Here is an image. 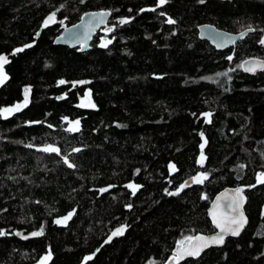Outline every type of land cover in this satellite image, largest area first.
Wrapping results in <instances>:
<instances>
[{
    "label": "trees",
    "instance_id": "16d2710c",
    "mask_svg": "<svg viewBox=\"0 0 264 264\" xmlns=\"http://www.w3.org/2000/svg\"><path fill=\"white\" fill-rule=\"evenodd\" d=\"M100 9L112 11L111 31L99 30L89 50L54 43ZM202 23L255 30L217 50L199 37ZM261 39L264 0H0V55L9 60L0 109L30 89L26 107L0 115V264H41L49 254L46 264H168L185 237L215 231L211 201L239 185L243 234L177 264H264V71L238 67L264 59ZM89 100L95 107L80 106ZM201 173L202 184L167 194Z\"/></svg>",
    "mask_w": 264,
    "mask_h": 264
},
{
    "label": "snow or ice",
    "instance_id": "6c2138e0",
    "mask_svg": "<svg viewBox=\"0 0 264 264\" xmlns=\"http://www.w3.org/2000/svg\"><path fill=\"white\" fill-rule=\"evenodd\" d=\"M168 2V0H159V5H164ZM200 3H204V0H200ZM108 13H99V14H93V18L94 20H96V22L99 23H104V17L107 16ZM56 22V13L53 12L50 16H48V18L44 21V27H48L50 23H55ZM169 24H173L175 23L174 20L169 19L167 21ZM62 23V21H61ZM92 21H89V26L91 25ZM120 23H127L126 20H121ZM255 29H253L251 26H249V28L247 29L248 32H252ZM108 31H111V29H108ZM108 43H111V40L107 41L105 44H102L101 47H105ZM260 43L262 45H264V39L260 40ZM32 45H25V47H31ZM24 51V48H17L15 50V52L13 53V55H15L16 53L22 52ZM229 60L232 59L231 56L228 57ZM9 63L8 57L5 55H0V85H2L7 79V75L5 73L4 70V66ZM249 63H251V66H246ZM238 67H241L244 69V71L246 72H255L257 70V68H260L262 70H264V62L261 61H254V62H248L245 61L244 64L242 65H238ZM229 71H234V69H230ZM219 75H223V76H228V72H224V73H218ZM60 84H65L66 82L64 80H61L59 82ZM83 83V82H82ZM30 92L29 88L25 89V98H24V103L23 104H18L16 106H14L13 108H3L0 109V115H4L5 118H7V116L12 115L14 112H19L23 107H26L28 104V93ZM81 107H95L94 104L91 103V101L89 100L88 104H81ZM206 116H210L211 113H206ZM79 125H80V121L77 120L74 122V126L70 129L71 131H79ZM51 127V125H50ZM201 135H203L201 133ZM206 143V141H205ZM28 147H32V145H28ZM201 156H200V161L199 163L201 164V166H203V161L206 159V157L204 156L203 153V148H204V144H201ZM41 151L44 152H52V153H57L59 154V149L56 147H53L52 145H46L44 148L40 149ZM74 152H78L80 151V149H73ZM66 164H68L69 167H73L74 165L68 163L67 158H65L64 161ZM170 169H172L173 171H176V167L175 165H169ZM241 168H243V165H241ZM208 179V175L206 173H201L195 177H192V183L194 184H202L205 180ZM258 183L260 184H264V173H261L260 176L258 177ZM189 184L187 181H185L184 183L180 184L179 187L173 192V191H168L166 189V192L168 195L172 196V195H178L180 193V191H182L184 188L188 187ZM129 188L132 189L133 194H135L137 188L139 187L138 185L135 184H129L128 185ZM108 189H101V191H107ZM243 191L244 189L242 188H237L234 190V193L228 197L227 199V203L225 205L227 212L221 214V218L217 219V213L215 211H213L212 215H213V219L216 222V226L220 229V232L217 233V235L212 236V237H204V236H188L185 237L184 240L179 242V247L177 248L176 254L173 257L174 260H181L184 259L185 257H198L201 252L209 247L210 245H220L224 243V238L226 235L231 234L233 236H237L240 234L241 230L243 229L245 223H246V218L244 217V213L241 210L242 205L244 203V196H243ZM206 198V197H205ZM219 199V198H218ZM216 208H219V204L215 205ZM71 213H69L68 216L64 217L63 220H57L56 223L60 224V223H65L70 217H71ZM124 231V228H118L115 232L112 233L113 236H117V235H122ZM43 232L42 230L40 232H34L32 233V236H40L42 235ZM5 235L4 232H0V236ZM17 235H19V233H17ZM25 239H27V237H24ZM192 241H197L198 243L196 244H192ZM187 242V246H185ZM50 258V254L49 257L44 258V260L41 261V264H46L47 259ZM86 259L90 260L92 259L91 256L87 257Z\"/></svg>",
    "mask_w": 264,
    "mask_h": 264
},
{
    "label": "water",
    "instance_id": "95a60500",
    "mask_svg": "<svg viewBox=\"0 0 264 264\" xmlns=\"http://www.w3.org/2000/svg\"><path fill=\"white\" fill-rule=\"evenodd\" d=\"M99 13H108V15L104 17V23L98 24L96 22V20L92 19L93 14H99ZM111 17H112V11L110 9H100V10L88 11V12L84 13V15L82 16V18L79 22H77L76 24H73L71 26L64 27L62 32L55 38L54 43L57 45H65V46H69L72 48L78 47L80 51L85 52V51L90 49L91 42L99 30L105 29V28H106V30L110 29L109 21L111 20ZM90 20L92 21V23L89 26ZM247 29H244V30L239 31V32H230V31H227L224 29H220L216 25L211 24V23H202L198 26V35L201 39H205V40L209 41V43L212 46H214L217 50H226L228 48L234 47L238 43V41L244 40L250 33L254 32V31L248 32ZM245 61H248V62L261 61V62H264V59L258 58V57H251V58L244 60L242 62V64H244ZM246 66L250 67L251 63H249ZM4 70H5V67H4ZM243 71H244V69H243ZM261 71H264V70L257 68V70L255 72H246V71H244V72H246L248 74H257L258 72H261ZM5 73H6V70H5ZM6 75H7V73H6ZM7 77H8V75H7ZM8 79H9V77H8ZM8 79L2 85H0V87L3 86L8 81ZM206 113L207 112L203 113L202 116L206 118L207 123H210L211 122V115L206 116L205 115ZM171 174H173V170H172ZM185 181L188 182L189 186L184 188V189H187V188L193 186V184H194V183H192V177L186 179ZM129 184H135V185L139 186L137 188L135 194H133L132 189L128 187ZM127 188L130 192H132L133 195H136L139 192V190L141 189V185L135 183L134 181H131V182L127 183ZM237 188L244 189L242 194H243L245 199H244V203L242 205L241 210L243 211L244 217L246 218V223H245L243 229L241 230L240 234L237 236H233L231 234L226 235L224 238L223 244L210 245L209 247L205 248L201 252V254L204 253L205 251L209 250L210 248L224 246L229 238L240 237L243 234L244 230L246 229L248 222H249V218H248L246 210H245V206L247 203V196L245 193V188L241 185H239V186H228V187L222 189L220 192H218L215 195V197L211 201V204L208 208V216L212 221V224H213V227L215 228V231L212 233H209V234L199 233V234H196L195 236L212 237V236L217 235V233L220 232V229L216 226V222L213 219L212 213H213V211H215L217 213V219H220L221 214L227 212L225 205L227 203L228 197H230L234 193V190ZM217 204H219V208L215 207V205H217ZM195 236H193V237H195ZM191 243L194 245L198 242L192 241ZM185 246H187V242H186ZM178 247H179V244L176 245V247L174 249V256L176 254ZM173 257L169 261L168 264H177V263H181L182 261H185V260L190 259V258H198V257H185L184 259L177 261V260H174ZM86 258L87 257H85L83 259L81 264H85L88 261V259H86Z\"/></svg>",
    "mask_w": 264,
    "mask_h": 264
},
{
    "label": "rangeland",
    "instance_id": "374dc122",
    "mask_svg": "<svg viewBox=\"0 0 264 264\" xmlns=\"http://www.w3.org/2000/svg\"><path fill=\"white\" fill-rule=\"evenodd\" d=\"M23 103H24V100H22V101H20V102H17V103L14 104V105L6 106V107H3V108H13V107L16 106V105H18V104H23ZM28 103H29V93H28ZM27 105H28V104H27ZM3 108H2V109H3ZM23 108H24V107H23ZM23 108H22V109H23ZM22 109H21V110H22ZM14 113H15V112H14ZM14 113H13V114H14ZM2 116L5 117L4 115H2ZM10 116H11V115H10ZM7 117H9V116H7ZM203 144H204V146H205V144H206V143H205V140H204ZM261 173H264V171L260 172V173L258 174V177L260 176ZM258 177H257V178H258ZM263 212H264V208H263ZM121 228H124V231H125V227H121ZM124 231H123V232H124ZM111 237H113V235H112Z\"/></svg>",
    "mask_w": 264,
    "mask_h": 264
}]
</instances>
